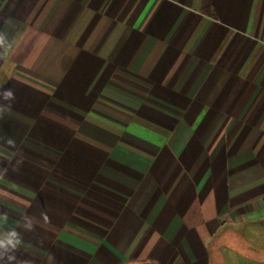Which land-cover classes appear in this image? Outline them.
Here are the masks:
<instances>
[{
	"label": "crops",
	"instance_id": "1",
	"mask_svg": "<svg viewBox=\"0 0 264 264\" xmlns=\"http://www.w3.org/2000/svg\"><path fill=\"white\" fill-rule=\"evenodd\" d=\"M0 33V264L264 263L225 238L264 235V0H0Z\"/></svg>",
	"mask_w": 264,
	"mask_h": 264
},
{
	"label": "rangeland",
	"instance_id": "2",
	"mask_svg": "<svg viewBox=\"0 0 264 264\" xmlns=\"http://www.w3.org/2000/svg\"><path fill=\"white\" fill-rule=\"evenodd\" d=\"M245 229H246L245 225H239L237 227H232L231 232L226 234L225 236L226 242L234 243L236 241L234 237H236L237 239H241L242 242H253V243H259V244L264 243V235L257 233V234H254L253 236L249 235L246 237L245 235H243V233H245ZM237 261L235 262V264H262V263L253 262L250 260L241 261L239 259Z\"/></svg>",
	"mask_w": 264,
	"mask_h": 264
},
{
	"label": "clouds",
	"instance_id": "3",
	"mask_svg": "<svg viewBox=\"0 0 264 264\" xmlns=\"http://www.w3.org/2000/svg\"><path fill=\"white\" fill-rule=\"evenodd\" d=\"M5 45V37L2 33H0V47H4ZM0 96H2L5 100L14 99V93L11 89H5L3 92H0ZM47 220V217L45 216ZM27 227H31V223L26 225ZM17 233L15 231L7 234L6 239L0 240V248L5 247L6 245H11L13 248L16 247L19 241L16 239Z\"/></svg>",
	"mask_w": 264,
	"mask_h": 264
}]
</instances>
